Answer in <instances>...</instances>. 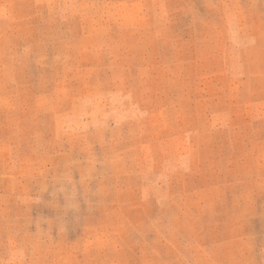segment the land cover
Wrapping results in <instances>:
<instances>
[{
	"label": "rangeland",
	"instance_id": "1",
	"mask_svg": "<svg viewBox=\"0 0 264 264\" xmlns=\"http://www.w3.org/2000/svg\"><path fill=\"white\" fill-rule=\"evenodd\" d=\"M0 264H264V0H0Z\"/></svg>",
	"mask_w": 264,
	"mask_h": 264
}]
</instances>
